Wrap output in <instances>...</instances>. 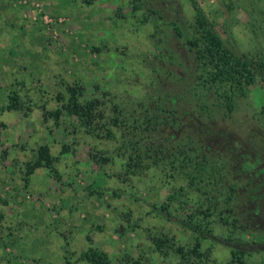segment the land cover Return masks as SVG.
<instances>
[{
    "label": "rangeland",
    "instance_id": "rangeland-1",
    "mask_svg": "<svg viewBox=\"0 0 264 264\" xmlns=\"http://www.w3.org/2000/svg\"><path fill=\"white\" fill-rule=\"evenodd\" d=\"M194 1L237 55L264 62V0ZM132 3L0 0V264H92L84 258L89 250L104 253V264H178L169 245L191 247L193 234L179 221L189 211L172 207L157 215V209L187 180L172 156L155 152L161 136L146 127L144 114L152 122L163 114V122L174 116L188 122L185 137L171 144L186 142L185 149L223 172L225 164L242 160L241 152L264 151V82L236 96L228 124L219 121L237 136L235 152L225 151L221 141L208 147L189 126L193 62L184 55L185 36L174 35L175 26L185 31L192 19L191 1L137 0V10ZM145 7L161 10L162 17L141 22ZM73 89L81 103L99 100L104 118L96 119L103 123L98 131L88 132L68 114ZM175 96L179 102L170 104ZM14 97L17 106L8 108ZM125 122L143 124L142 151L155 141L130 175L125 164L131 148L122 145ZM41 155L50 162L39 163ZM241 177L232 173L233 211L218 205L204 213L214 220L215 235L203 244L210 264L229 263L228 237H264V229L237 221L251 212L249 202L259 189L255 179ZM222 181L212 183L209 194H219ZM226 218H235L237 229L223 226ZM154 238L164 241L163 251ZM248 261L264 264V249Z\"/></svg>",
    "mask_w": 264,
    "mask_h": 264
},
{
    "label": "trees",
    "instance_id": "trees-1",
    "mask_svg": "<svg viewBox=\"0 0 264 264\" xmlns=\"http://www.w3.org/2000/svg\"><path fill=\"white\" fill-rule=\"evenodd\" d=\"M136 1L131 0L134 10L139 8ZM190 1L193 13L192 19L187 22L184 28L185 31L181 30L180 27H174V35L177 37L185 36L184 42L187 49L184 55H188L193 62V66L189 70V76L194 82L188 86L187 94L189 97L188 103L191 107L190 113L187 115L189 126L196 133L203 135L202 138L205 137L208 147L212 146L213 142L221 141L225 151L228 153L235 152V138L237 136L226 127L220 126L219 121L228 122V117L236 110V96L246 95L248 89L255 82H264V62H255L245 55H237L215 32L196 2L194 0ZM141 17V22H157L162 14L159 9L145 7ZM204 88L209 91L205 98L202 96ZM178 102V96L170 99V104L174 105ZM98 105V99L81 103L73 89L66 109L68 114L78 118L81 125L88 132L94 133L103 127L101 120L96 122L97 118H104L103 111L97 110ZM16 106L17 98L14 97L8 108H15ZM53 114L54 117L59 116L58 113ZM146 115L148 114H144L146 127L151 125L150 130L156 131L161 136L158 140L160 145L155 149V152L163 153L168 158L172 156L178 173L187 180V187L182 185L174 187L166 202L157 209V215H161L172 207L189 211L187 218L179 221L183 227L193 234L191 247L187 249L179 245L177 248L175 247L176 244L169 245L171 252L177 257L178 264H210V252L203 248V244L204 241L210 240L215 235L212 234L214 220L207 218L204 213L214 210L218 205L224 206L220 211H233V198L237 191V183L232 178V173L235 171L242 175L241 180L244 178L255 179L259 183L258 193L248 205L251 212L242 221L240 218L237 221L243 223L245 227L256 226L260 229V232L264 229V151H261V148L260 150L258 148L260 152L253 149L251 155H246L244 152L240 153L242 147L238 146L240 148L238 153H240L242 160L231 166L224 163L225 171L223 172L216 168L214 161H209L208 158L199 156V153L185 149L186 142L179 145L171 144L177 139L180 142L185 137L182 133L185 132V126L188 122L178 123L179 120L175 116L171 123L163 122L167 116L165 114L154 118L152 122V116L149 120ZM114 119H111V121L115 122ZM126 123L124 124L126 128L123 129L122 134V145L131 148L130 152L132 153L129 154V161L125 164V173L130 175L137 173L138 160L142 159L144 152H149L152 148L149 144H153L155 141L150 139L145 144L146 149L143 152L139 143L142 140L143 130L145 131V129H141L143 124L130 126ZM160 132L164 136L160 135ZM241 140L239 139V141ZM43 161H47L48 164L50 159L41 155L39 163H45ZM221 179L223 184L219 194H209L212 188L208 187L215 181H221ZM194 191L196 192L195 199L190 196V192ZM221 195L223 196L222 200H220ZM168 213L170 212L168 211ZM221 224L227 226L228 229L231 228V225H233V230L237 229L235 218H232V221L226 218ZM227 240L231 243V258L228 264H252L249 263L248 258L252 256L253 251L264 249L263 236L247 240H232L228 237ZM163 242L159 238L153 240L159 251H163ZM168 252L169 250L165 251L166 254ZM84 258L92 264L106 263L104 253H97L92 250L84 252Z\"/></svg>",
    "mask_w": 264,
    "mask_h": 264
}]
</instances>
